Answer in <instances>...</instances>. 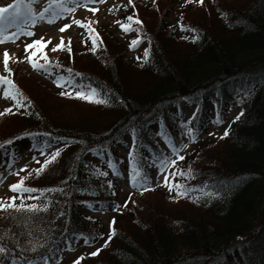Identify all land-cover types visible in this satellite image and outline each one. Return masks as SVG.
<instances>
[{
	"label": "trees",
	"instance_id": "obj_1",
	"mask_svg": "<svg viewBox=\"0 0 264 264\" xmlns=\"http://www.w3.org/2000/svg\"><path fill=\"white\" fill-rule=\"evenodd\" d=\"M232 1L230 6H223L226 0L138 5L139 14L142 8L152 11V16L144 12L147 17L135 12L142 24L131 25L148 42L147 61L130 58L124 42L105 26L100 27L102 38L96 29L92 33L98 37L94 53L82 47L73 48L71 55L46 56L41 65H50L48 71L108 93L107 105L62 96L61 90L9 62L7 79L15 85L11 92L26 99L21 107H11L14 115L0 116V143L41 135L44 143L63 146L59 158L39 178L32 172L25 180L28 187L63 191L46 194L52 201L46 212L0 211V243L8 249L0 264H45V257L47 264H55L64 245L72 247L78 239H89L88 244L104 241L98 255L84 254L79 264H264V0ZM174 10L180 28L198 30L197 42L176 35V26L169 23ZM129 16L133 15L122 21L128 22ZM89 42L92 48V39ZM173 46L183 49L176 52ZM240 98L248 107L229 127V134L197 143L175 171L190 166L198 173L192 180L177 177L176 182L186 187L236 178L243 182L199 203L176 198L168 190L133 194L125 211L112 219L116 234L104 247L109 230L94 213L114 211L117 190L109 173L88 156H106L116 171L123 161L118 144L127 135L133 167L142 164L149 178L154 161L164 156L161 143L182 145L185 122L191 121L188 126L197 136L210 123L213 108L220 119ZM57 99L67 105L55 103ZM178 103L192 106V116L182 118ZM76 104L106 113L82 120L71 109ZM154 197L163 204L147 203L150 199L154 203ZM183 205L189 214L180 210ZM192 214L193 218L187 216Z\"/></svg>",
	"mask_w": 264,
	"mask_h": 264
},
{
	"label": "rangeland",
	"instance_id": "obj_2",
	"mask_svg": "<svg viewBox=\"0 0 264 264\" xmlns=\"http://www.w3.org/2000/svg\"><path fill=\"white\" fill-rule=\"evenodd\" d=\"M56 1V5H64L67 8H74V11L66 13L64 15V18L62 19H55L54 23H48L46 22L48 19L52 18L51 12L46 13L44 19H37L34 26H24L23 17L25 16V13H21V18H18L15 25L11 24L8 20L3 21V24L0 25L6 29L5 35L11 36L13 32L17 30V27H20L23 31H32L34 32V35L29 37L26 35H20L19 38L13 40H9L6 43L0 44V77H7V74L4 69L3 64V54L7 51L10 60L9 62L11 64L18 63V69L22 72L32 74L36 78H40L43 81H46L48 84H50L53 87H57V81H59L61 84L64 83L65 80H68L63 77L61 74H54V73H47L44 70H34L32 64L28 62L27 57L32 56L33 53L35 55L33 56L34 62L37 64H41L44 60L45 55L49 56L50 58H55L57 54L66 56L67 53H69V40H71V52L74 48L75 51H79L84 47L86 50H89L90 53H94V51L91 48V44L89 41L93 39V34L98 32L99 36L102 38V33L100 31L101 26L107 27V29L114 34V36L119 39L121 42L123 41L124 44L127 47V53L133 60L141 61L144 59L145 51L148 48V42L144 40L143 38H140L138 36L139 32L136 27L131 26L132 30L130 31H124L121 28V24L128 25L129 22L122 21L123 17L126 18V15H133L135 12L138 15L139 11L137 10V6H152L158 2L159 5L164 6L165 2L164 0H131V4L129 3V0H104L103 3H96L92 5L85 6H76L73 3L69 2V0H54ZM50 0H39L38 3L33 4V12L34 15L38 14L40 12H43L47 5L49 4ZM17 3V0H0V7L8 6ZM224 5H233L232 0H226V3L223 2ZM131 7V8H130ZM88 8L92 9H98L95 14H93L92 11L87 10ZM136 8V10H135ZM177 8V6L175 7ZM174 8V9H175ZM221 9V8H220ZM58 10V9H54ZM111 10V11H110ZM142 13H140L142 16H146V14L152 16V11H146V8H142ZM178 11V9H177ZM177 11L174 10L173 13H171L170 17V26H176V35L181 38H192V33L182 31L180 28V24L178 21V14ZM146 14H145V13ZM127 13V14H126ZM134 15L136 19L138 16ZM139 14V15H140ZM198 14V13H195ZM214 14L218 15V12L216 11ZM199 15V14H198ZM206 17H210V14L205 13ZM147 17V16H146ZM204 17V16H203ZM74 20L81 21V24L83 26H77L75 23H73ZM117 21H120V23H117ZM66 24H70L71 27L68 28L64 33H61L59 29L63 27ZM94 30V31H93ZM93 33V34H92ZM105 34L103 33V37ZM63 37L64 39V47L62 49H58L57 51L53 52L52 48L56 47L60 43V39ZM99 37V38H100ZM43 38V43L46 45L42 49L37 46L32 49H29L28 52H25V47L28 44H32L36 40H41ZM191 40V39H190ZM51 41V43H49ZM100 41V39H99ZM133 41H140L138 44L133 46ZM119 43V42H118ZM178 49H183L181 46H173L172 50L178 52ZM84 52V51H82ZM126 53V52H125ZM3 64V65H2ZM74 86V87H73ZM76 88H82L84 90H87V87L84 86H77L72 85L68 87V91L74 92ZM62 89V88H60ZM63 90V89H62ZM4 86L0 85V112L4 110L5 108H11L12 106V100L4 98ZM48 99L53 101L50 96H48ZM239 100V99H238ZM242 100V101H241ZM59 101L62 100H55V103H59ZM67 102H60L62 105H67ZM71 106V104L69 105ZM248 104L245 100L241 99L239 101H236L229 109L228 111L223 114L220 119L215 114V111H212L210 113V123L208 126L200 132L197 136H195V140L190 141L189 137H187L184 140L183 145H187V148L184 149L180 155H184L186 153H189V151L197 144V142L213 139V138H219L223 137L225 132L228 131L231 124H233L236 120V117L242 112L243 109L247 108ZM72 110L76 111V114L81 117L82 120H89V115L92 117H95V115H98V117H102L103 114L106 112L98 113L96 108H92L85 105H79L76 104L75 108L71 107ZM179 109L181 110L180 113H182V118H189V116L193 112V107L190 105H187L185 103H181L179 105ZM64 110V109H63ZM63 111L60 110L59 113H62ZM74 113V112H73ZM57 114L54 113L53 116ZM70 116V114H68ZM71 115L68 118L76 119L75 117H72ZM217 120L221 121L220 123H217ZM161 145H164L165 147V157H169L171 159H175V157L172 156V152L170 149V146L166 144L165 142ZM40 148H34L32 145L31 140H20L15 143V148L13 150L11 149V153L13 154V168L8 169L7 168V161L9 159L8 155L4 154L3 157H0V180H2V183H0V197L7 196L12 197L14 193L9 191V186L17 183L21 178L28 176V172H34V169H38L41 164L44 162L45 158L49 156L52 152L56 151L57 149L60 150V148H56L52 145H39ZM131 148V141L130 137L125 135L123 140L118 144V150L119 155L122 159H128L129 158V152ZM43 150L44 155H41V152L38 150ZM10 149H6V151H9ZM32 157H36L37 160L40 161V163H36L32 160ZM91 162L98 163L99 165H102L104 169L109 173V175L112 176L113 180L115 181V184L117 186L118 191V205L116 209L112 212H97L96 218H98L109 230L110 232V222L112 219L125 211V204L128 198L134 194L135 192L140 191L139 185L133 186L132 183L129 182L128 179V173L130 165L126 164L123 161H119V171L116 173H112L110 171V165L106 158V156L102 157L100 155L95 156H89ZM133 162V160H132ZM27 166L28 171L27 172H20L19 175L10 174V172H14L20 168H23ZM174 168H170L169 171H173ZM164 174H161L158 170V168L155 166L152 168L149 178V185L152 189L158 188L160 190L167 191L168 188L162 186L163 180H164ZM154 203H152L151 199L147 201V203L154 206H161L163 204V201L159 197H154ZM180 210L184 211L185 213H188V209L186 206L180 207ZM146 216V213L144 214ZM190 217H194L195 215H187ZM101 243H93L88 244L85 243L84 240L78 239L75 240L74 245L70 247L68 244L64 245L63 250L61 251L57 261L55 264H74L78 259L81 258L84 254H91L93 252H96L99 250V248L102 246Z\"/></svg>",
	"mask_w": 264,
	"mask_h": 264
},
{
	"label": "snow or ice",
	"instance_id": "obj_3",
	"mask_svg": "<svg viewBox=\"0 0 264 264\" xmlns=\"http://www.w3.org/2000/svg\"><path fill=\"white\" fill-rule=\"evenodd\" d=\"M39 0H27V3H24V0H17V3L0 7V25L3 24V21L8 20L11 24L15 25L18 18L21 17V4L23 3L24 7L28 9L27 14L23 17L24 26H34L37 20V17L32 13L31 8L29 5H33L35 3H38ZM69 2L73 3L76 6H85L96 4V3H103L104 0H69ZM190 2V0H189ZM198 3H203V0H197ZM129 3L131 4V0H129ZM58 9V10H54ZM87 10L92 11L93 14L98 9H92L88 8ZM74 11V8H67L64 5H56L53 0H50L48 7L44 9L43 12L39 13V19H44L45 14L51 12L52 18L48 19L46 22L48 23H54L55 19L64 18V15L66 13ZM111 11V10H110ZM134 15L127 17V21L129 22L128 25L121 24V28L124 31H130L132 30L131 25L134 23L136 25H141L142 21L139 19L134 20ZM225 18H227V14H224ZM73 23H75L77 26H83L81 24V21L74 20ZM117 23H120V21H117ZM70 24H66L63 27L59 29L61 33H64L68 28H70ZM182 31L190 32L192 33V42L195 43L199 40V33L198 30L194 28H185L181 27ZM94 31V30H93ZM6 29L2 26H0V44L6 43L9 40H13L16 38H19L20 35H26V36H33L34 32L32 31H23L20 27H17V30L12 33L11 36L5 35ZM97 40L98 37L92 39V49L95 51L97 47ZM140 41H133V46L138 44ZM51 43V41H49ZM69 44V54L71 55V40L68 42ZM39 46L41 49L45 47L46 45L43 43V38L41 40H36L32 44H28L25 47V52L27 53L29 49H32L34 47ZM64 47V39L61 37L60 43L56 45V47L52 48V51L55 52L58 49H62ZM35 53L32 54V56H28V62L32 64L34 70H44L47 71L50 68V65H38L33 60V56ZM145 61L149 58V52L148 50L145 51ZM3 64L5 72H7L9 75H11V71L9 69V60L11 59L8 52L6 51L3 54ZM46 59V57H45ZM71 72V70H69ZM79 75V74H77ZM0 85L4 86V98L11 99L13 101V105L15 107H21L23 105V100L26 98L22 97V94L17 92L15 95H13L10 92V89L15 88V85L12 83L11 80H8L6 77H0ZM72 86L71 81L65 80L63 84H61L59 81H57V87L62 88L61 91L62 96H68L70 99H81L84 100L87 103H93V104H103L107 105L111 102V97L108 93H102L101 89L98 88H88L87 90H84L82 88H76L74 92L68 91V87ZM74 87V86H73ZM14 115L12 108H5L3 112H0V116H6V115ZM243 115V112L240 113V116ZM240 116L237 117V119H240ZM221 121L217 120V123H220ZM191 123V121L185 122L182 127L186 129L185 134L189 137L190 141L195 140L194 132L191 127L188 125ZM229 133L226 131L224 136L226 137ZM27 136H32V133H27ZM23 137H17V139H22ZM223 138V137H221ZM15 141L12 139L6 140L3 143H0V149H10V146L14 144ZM47 143V141H45ZM187 148V145H177L175 142H170V149L172 152V156L175 157V159H171L169 157H165L163 155H159L157 160L154 161V166H156L161 174L167 173L164 175L163 185L164 187L168 188V191L170 193L175 192L176 198H191L193 203H199L202 199L205 198H217L220 195V192L224 188L233 189L235 188L239 183L243 182V178H236L234 181H221L217 184H211L208 182H205L204 184L196 187H186L184 184L176 182L177 177H181L185 180H192L196 179L198 173L194 172V170L189 166L188 169L182 170L177 169L176 171H169L170 168H176L178 163L180 161L185 160V156L180 155V153ZM41 152V155H44L43 150L38 149ZM8 155L9 159L7 161V168L12 169L13 168V154L11 151H6L5 153ZM60 150L57 149L56 151L52 152L49 156H47L44 160V162L41 164V166L38 169H34L33 171L36 174V177L39 178L40 175H42L51 165L54 163L60 156ZM134 156V153H130V162L132 161ZM32 160L36 163H40L39 160L36 159V157H32ZM109 165L111 166V162H109ZM27 166L20 168L14 172H10V174L19 175L20 172H27ZM130 178L133 186L139 185V190L141 191V194H143L144 191H150L154 190L149 185V178L146 174L143 172V166L139 162L136 163L135 167L131 166L129 168ZM100 175H106V173H99ZM32 172H28V176H31ZM28 176L21 178L17 183L9 186V191L14 193L12 197L8 198L7 200L0 199V211L7 212L9 210H12L17 213H39V212H46L48 210V206L52 203L50 199L46 198L47 193H55V192H61L63 191L60 188H46V189H37L34 187H28L25 186V180L28 179ZM0 183H2V180H0ZM197 194V195H193ZM43 199V204L36 203L35 201H40ZM17 201H19V204H17ZM28 201H33L32 203H28ZM126 206V205H125ZM16 219V217H5V219ZM115 220L110 222V232H109V240L105 241L104 247H107L111 238L115 236V230L112 227L115 225ZM11 231V229H9ZM30 235V233H29ZM91 241L89 239H85V243H90ZM32 251H36L35 248L32 249ZM8 249L5 247L2 243H0V256H3L7 254ZM99 254V250L96 252H93L91 255L96 256ZM45 264H47L48 258H43ZM82 259V258H81ZM27 264H31V261H27ZM74 264H79V260L74 262Z\"/></svg>",
	"mask_w": 264,
	"mask_h": 264
},
{
	"label": "bare ground",
	"instance_id": "obj_4",
	"mask_svg": "<svg viewBox=\"0 0 264 264\" xmlns=\"http://www.w3.org/2000/svg\"><path fill=\"white\" fill-rule=\"evenodd\" d=\"M178 105H179V103H178Z\"/></svg>",
	"mask_w": 264,
	"mask_h": 264
}]
</instances>
